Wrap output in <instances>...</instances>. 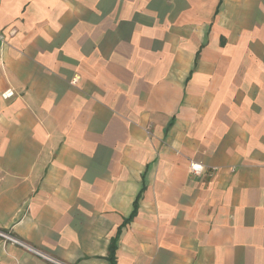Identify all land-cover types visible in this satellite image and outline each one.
I'll return each mask as SVG.
<instances>
[{"label": "crops", "instance_id": "0c3cea01", "mask_svg": "<svg viewBox=\"0 0 264 264\" xmlns=\"http://www.w3.org/2000/svg\"><path fill=\"white\" fill-rule=\"evenodd\" d=\"M0 230L68 264H264V0H0ZM0 264L55 263L0 236Z\"/></svg>", "mask_w": 264, "mask_h": 264}, {"label": "built area", "instance_id": "2783aa9c", "mask_svg": "<svg viewBox=\"0 0 264 264\" xmlns=\"http://www.w3.org/2000/svg\"><path fill=\"white\" fill-rule=\"evenodd\" d=\"M8 94L11 95L12 92H9ZM191 168H192L193 172L200 173L204 170L205 167L202 163L194 162L191 164ZM0 236L4 237L9 242L19 244V245L25 247L26 249L33 252L34 254H36V255H38V256L46 259V260H49L55 264H68V263L63 262L61 260H58L57 258H54L53 256L47 254L46 252H44L38 248L31 246L30 244H27L26 242L22 241L20 238L13 236V235H11V234L3 231V230H0Z\"/></svg>", "mask_w": 264, "mask_h": 264}]
</instances>
